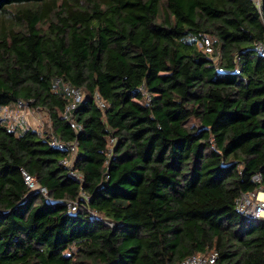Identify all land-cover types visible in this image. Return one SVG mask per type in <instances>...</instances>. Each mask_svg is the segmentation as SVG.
<instances>
[{
    "label": "trees",
    "instance_id": "16d2710c",
    "mask_svg": "<svg viewBox=\"0 0 264 264\" xmlns=\"http://www.w3.org/2000/svg\"><path fill=\"white\" fill-rule=\"evenodd\" d=\"M262 37L249 0H0V106L46 112L81 176L34 131L0 124V264H264V221L233 203L264 191ZM56 78L84 94L77 134Z\"/></svg>",
    "mask_w": 264,
    "mask_h": 264
},
{
    "label": "built area",
    "instance_id": "2783aa9c",
    "mask_svg": "<svg viewBox=\"0 0 264 264\" xmlns=\"http://www.w3.org/2000/svg\"><path fill=\"white\" fill-rule=\"evenodd\" d=\"M249 1L258 15L263 29V37L254 44V51L264 59V17L261 13V0ZM197 45L205 53H211V41L208 37L202 38ZM51 87L53 92L61 94V96L65 99V104L60 112V118L67 123L68 128L74 134H77L81 130V126L74 122L72 112L84 99L82 90L80 88L73 87L58 78L51 81ZM137 91L143 96L145 101H149L150 96L145 91L143 84L137 88ZM92 101L99 110L104 109L105 103L97 93L92 94ZM30 117L32 116L30 115L29 107L21 101L10 105L0 106V124L3 125L7 131L15 134L26 130L34 131L38 137L47 140L49 146L59 151H65L66 155L59 160L58 164L67 169V173L70 177L80 182L81 176L73 169V158L76 154V143L74 141L63 142L54 136L49 122L46 131H41L42 126L38 125L32 128V125H30L31 121L28 119ZM114 145L115 139L113 137H107L105 140V147L108 154L111 152ZM20 176L28 191L37 192L43 198H47L46 190L38 187L32 176L23 170L20 171ZM252 179L257 181L259 177L256 175L253 176ZM79 200L82 201L81 203H86L88 201V196L79 192L76 200L66 202L67 210L72 213L75 212L78 207ZM233 203L234 210L243 217L264 221V191L255 190L252 192L240 193L234 199ZM105 225L111 227V223H105ZM216 257L217 255L215 252L196 254L188 256L174 264H216Z\"/></svg>",
    "mask_w": 264,
    "mask_h": 264
},
{
    "label": "rangeland",
    "instance_id": "374dc122",
    "mask_svg": "<svg viewBox=\"0 0 264 264\" xmlns=\"http://www.w3.org/2000/svg\"><path fill=\"white\" fill-rule=\"evenodd\" d=\"M208 39H210V38L208 37ZM210 41H212V40L210 39ZM197 47H198V45H197ZM29 110H30V115L32 116V117L28 118L31 121V124H30V125H32L31 127L33 128L36 125L42 126L41 131H46L47 125L49 122L46 112H44L43 110H40V109H30L29 108ZM191 123L192 122L189 121L187 123V126L191 125Z\"/></svg>",
    "mask_w": 264,
    "mask_h": 264
}]
</instances>
